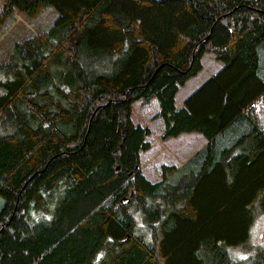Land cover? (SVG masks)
I'll return each mask as SVG.
<instances>
[{"label":"trees","instance_id":"trees-1","mask_svg":"<svg viewBox=\"0 0 264 264\" xmlns=\"http://www.w3.org/2000/svg\"><path fill=\"white\" fill-rule=\"evenodd\" d=\"M0 1V36L14 11H59L0 62V264H264V0ZM207 52L223 67L179 106ZM154 97L162 140L207 139L155 182L133 112Z\"/></svg>","mask_w":264,"mask_h":264},{"label":"rangeland","instance_id":"rangeland-1","mask_svg":"<svg viewBox=\"0 0 264 264\" xmlns=\"http://www.w3.org/2000/svg\"><path fill=\"white\" fill-rule=\"evenodd\" d=\"M2 2L0 1V7ZM59 16V11L54 5H47L36 16H29L24 12L14 11L8 18L6 31L0 36V62L7 60L14 43L22 39L31 37L35 33L48 31ZM261 67L264 72V46L261 47ZM202 69L183 85H180L176 96L177 104L184 100L205 81L212 73H217L224 63L219 60L212 52L205 53L201 58ZM183 104V103H182ZM251 109L258 113L264 122V96H262L256 105ZM160 104L157 97L149 102H143L142 99L134 103V120L142 123L152 130L149 139L152 147L142 152L143 172L151 181H158L162 178V165H180L181 161L190 160L195 156L207 142L204 134L200 132L183 133L177 137L162 140L161 132L163 130V121L158 117ZM237 135L231 131L218 140L219 151L231 145L236 140ZM185 163V162H184ZM257 217L251 231L250 248H256L264 244V211L256 207ZM140 220V215L137 216ZM236 253L241 258L249 255L250 251L236 249Z\"/></svg>","mask_w":264,"mask_h":264},{"label":"crops","instance_id":"crops-1","mask_svg":"<svg viewBox=\"0 0 264 264\" xmlns=\"http://www.w3.org/2000/svg\"><path fill=\"white\" fill-rule=\"evenodd\" d=\"M213 74L214 73H212L211 75H210V77H212L213 76ZM209 77V78H210ZM264 96V95H263ZM260 99V98H259ZM259 99L254 103V105H256V103L259 101ZM183 103V102H182ZM182 103H179L178 105L180 106V105H182ZM254 107V106H253ZM253 109V108H252ZM254 116L256 117V119L257 120H261L260 119V116L258 115V113L254 110ZM259 123L262 125V126H264V122L263 121H259ZM207 143V142H206ZM205 146V145H204ZM187 160H185V161H181V163H180V165H183L184 164V162H186Z\"/></svg>","mask_w":264,"mask_h":264}]
</instances>
